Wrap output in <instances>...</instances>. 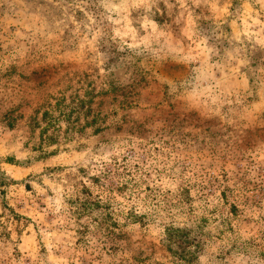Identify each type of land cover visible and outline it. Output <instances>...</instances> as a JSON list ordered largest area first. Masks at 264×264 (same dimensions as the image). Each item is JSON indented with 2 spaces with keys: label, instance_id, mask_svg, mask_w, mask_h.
Returning <instances> with one entry per match:
<instances>
[{
  "label": "rangeland",
  "instance_id": "374dc122",
  "mask_svg": "<svg viewBox=\"0 0 264 264\" xmlns=\"http://www.w3.org/2000/svg\"><path fill=\"white\" fill-rule=\"evenodd\" d=\"M0 264H264V0H0Z\"/></svg>",
  "mask_w": 264,
  "mask_h": 264
},
{
  "label": "trees",
  "instance_id": "16d2710c",
  "mask_svg": "<svg viewBox=\"0 0 264 264\" xmlns=\"http://www.w3.org/2000/svg\"><path fill=\"white\" fill-rule=\"evenodd\" d=\"M63 108L59 110V114L57 117L54 116L51 117V112L52 109H54V106L50 104L48 106H45L44 110L42 111L41 109L35 111V115L31 118L30 129L32 131L36 129L40 130L39 136L41 137L42 144L49 146L55 143L56 141L55 132L58 131V128H56L57 122L60 120L63 121L65 118L67 121V117H68V115L66 116L65 112L63 111ZM40 113H41V118L38 119L37 116ZM41 124H43V126H40ZM49 130H51V132H49ZM104 227L109 228L106 223ZM169 240H171V244L177 245L179 248L183 245H186L187 243L185 242V235L181 233L180 230L173 228L170 230ZM184 252H185V248L181 250V254H183Z\"/></svg>",
  "mask_w": 264,
  "mask_h": 264
}]
</instances>
